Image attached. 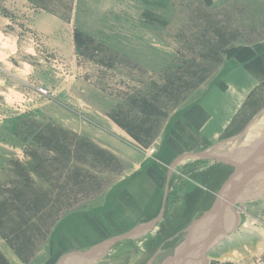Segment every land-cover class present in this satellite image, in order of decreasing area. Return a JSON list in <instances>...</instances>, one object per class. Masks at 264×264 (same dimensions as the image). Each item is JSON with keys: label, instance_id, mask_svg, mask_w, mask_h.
Here are the masks:
<instances>
[{"label": "rangeland", "instance_id": "rangeland-1", "mask_svg": "<svg viewBox=\"0 0 264 264\" xmlns=\"http://www.w3.org/2000/svg\"><path fill=\"white\" fill-rule=\"evenodd\" d=\"M263 111L264 0H0V264H144L251 160L264 132L206 153ZM261 201L208 264H264Z\"/></svg>", "mask_w": 264, "mask_h": 264}, {"label": "crops", "instance_id": "crops-1", "mask_svg": "<svg viewBox=\"0 0 264 264\" xmlns=\"http://www.w3.org/2000/svg\"><path fill=\"white\" fill-rule=\"evenodd\" d=\"M256 79V78H255ZM236 95L233 94L232 95V99H236ZM234 108V107H232ZM210 111V110H209ZM209 113V112H208ZM213 116V121L216 123H223L224 125L220 128H218V126L214 125L213 126V134L210 133L211 137L218 135V133L222 132L224 130V128H226V126L228 125V123L231 121L230 116H226V114H216L214 115L212 112H210ZM262 114H264V111L262 112ZM262 114L260 116H262ZM226 116V117H225ZM259 116V117H260ZM226 118L228 119V122H224L226 120ZM208 120V117H207ZM226 123V125H225ZM202 130V129H201ZM264 132V117L260 120L259 123L257 124H252L247 131H245V135L242 137L241 142H238V138L232 139L231 143L232 145H223L221 144L219 148L217 149H213L209 152H207L206 154L208 156H214L217 159H221L223 161H227L225 160V158H231V156H235V153L239 151H243L246 150V148L251 147L252 145H254L255 141L262 135ZM196 133L199 134L198 131H196ZM207 137V135L205 136V138ZM195 140H198L197 136H195ZM258 150V148H257ZM259 151V150H258ZM205 154V155H206ZM255 157L254 155H252L253 158ZM264 157V156H263ZM262 157V158H263ZM204 158V156L202 154L199 153H195V152H189L185 155H182L181 157H179L178 159H176L173 163L175 164V168L176 166L180 165V164H184L185 162H192L194 160H198V159H202ZM233 159V158H231ZM220 162V164H222V161ZM261 159H255V160H249V164H250V168L249 171L247 172V174H250L253 169H255L256 172H258V168L257 166V162H259ZM215 161V160H214ZM227 162H231L230 160H228ZM224 163V162H223ZM226 166H232L235 167V164H230V163H226ZM238 167H236L237 170ZM264 184H261L260 186H262ZM227 186H224L221 192H225L226 190L228 191V193H233L232 191V186H229L227 189ZM257 188H260L259 186H255L253 189L256 190ZM251 194V192L249 193ZM219 195V194H218ZM217 195V196H218ZM247 197L244 199L245 202H257V201H264V197H258V199H251L249 195H246ZM251 197L257 198V194H253L251 195ZM217 199V197H216ZM216 202V201H215ZM215 202L213 203V205L206 211H204L201 215H203L204 213H206L207 211H210L214 208L215 206ZM243 202V201H242ZM262 202V201H261ZM239 208L241 207V202H239ZM238 206L235 207V211L236 213H239L238 211ZM159 218V216H158ZM164 216L160 217V220H163ZM199 219L198 216H196L191 222H189V224L183 228L180 233L175 234L174 237V245H172L171 247H169L166 250H157L153 253V255L147 259L146 262H144V264H204V260H209V254L211 249H213L216 245H219L221 242L225 241V240H229L231 235L238 230V228H240L241 224L239 223V225L232 231L227 232V234H225L223 236V238H221L220 240H218L213 247H211L207 253L205 255L197 253L196 251L200 250V248L198 247L199 245V241L203 239V235L204 233H206L208 230H205L203 226H205L204 224H198L196 220ZM159 221H157V218L151 222L148 223H144L141 224L139 226H137L135 229L133 230H129L126 232V234L124 235H120V237H115L112 238L109 241H104V243L107 246L109 243H113L114 241H116V243L122 242L123 240L126 241H136L137 239L141 238L142 236H145L147 233L152 232L153 230H155L159 224ZM225 217L224 215H221L220 218L216 219L213 224L214 226L218 225V223L220 222H225ZM220 225V224H219ZM137 231V234L134 235V233ZM119 241V242H117ZM115 243V244H116ZM112 247H114V244H110ZM111 247V248H112ZM197 253V254H196ZM195 254V255H193ZM204 258V260H203ZM87 259H89V262L92 261V257L88 256ZM85 260L84 264H88V260ZM208 262L206 264H208Z\"/></svg>", "mask_w": 264, "mask_h": 264}, {"label": "water", "instance_id": "water-1", "mask_svg": "<svg viewBox=\"0 0 264 264\" xmlns=\"http://www.w3.org/2000/svg\"><path fill=\"white\" fill-rule=\"evenodd\" d=\"M262 144H264V141ZM262 144L259 146V151H252L251 155L249 156L250 158L254 154L255 157L250 158L251 160L261 159L259 162H257L258 164L256 166L258 168V172L253 169L250 174H247L250 168V164L248 163L249 159L241 161L244 163L243 166L242 164L239 165L240 161L236 162L234 174L230 179V182L227 184L228 187L232 186L233 193H228L227 190L224 193L220 192L217 196L214 208L210 211H207L196 220L197 225L204 224V229L208 230L206 233H204L203 239L198 242V247L200 250L196 251L197 253L205 255L218 240L227 234V232L234 230L239 225L240 217L237 216L235 207L239 205V202H245L244 199L247 197L246 195L250 196L249 193H252L255 186L258 187L261 184H264V152H262L264 150V145ZM236 167H238L237 170ZM221 215H224L225 222H220L218 225L214 226L213 222L220 218ZM228 227H230L231 230H227ZM203 262L206 264L208 260H204Z\"/></svg>", "mask_w": 264, "mask_h": 264}, {"label": "built area", "instance_id": "built-area-1", "mask_svg": "<svg viewBox=\"0 0 264 264\" xmlns=\"http://www.w3.org/2000/svg\"><path fill=\"white\" fill-rule=\"evenodd\" d=\"M42 93H44L45 91L44 90H41Z\"/></svg>", "mask_w": 264, "mask_h": 264}]
</instances>
